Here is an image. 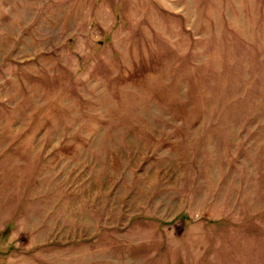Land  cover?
<instances>
[{
	"label": "rangeland",
	"instance_id": "obj_1",
	"mask_svg": "<svg viewBox=\"0 0 264 264\" xmlns=\"http://www.w3.org/2000/svg\"><path fill=\"white\" fill-rule=\"evenodd\" d=\"M0 264H264V0H0Z\"/></svg>",
	"mask_w": 264,
	"mask_h": 264
}]
</instances>
